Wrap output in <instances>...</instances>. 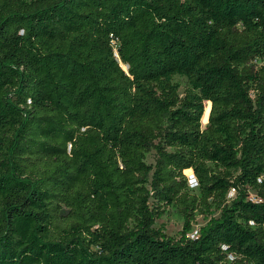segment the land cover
I'll use <instances>...</instances> for the list:
<instances>
[{
  "label": "trees",
  "instance_id": "trees-1",
  "mask_svg": "<svg viewBox=\"0 0 264 264\" xmlns=\"http://www.w3.org/2000/svg\"><path fill=\"white\" fill-rule=\"evenodd\" d=\"M0 264H264V0H0Z\"/></svg>",
  "mask_w": 264,
  "mask_h": 264
},
{
  "label": "rangeland",
  "instance_id": "rangeland-1",
  "mask_svg": "<svg viewBox=\"0 0 264 264\" xmlns=\"http://www.w3.org/2000/svg\"><path fill=\"white\" fill-rule=\"evenodd\" d=\"M177 82L181 84L182 89L186 87L187 82L185 79L178 78ZM204 125H208V123ZM148 163H154L153 156H150L148 158ZM190 186L194 190L198 189V183L194 176H190ZM231 197H233V194L231 195ZM251 199L257 202L259 201L255 195H253ZM220 215V211H213V213L208 217L198 216L197 219L191 223L192 231L188 234L189 237L199 236L202 230L211 223L212 219H218ZM156 227L160 231L165 233L167 236L179 238L181 236L182 231L184 230V221L175 209L169 208L168 214L165 215L161 220L157 221Z\"/></svg>",
  "mask_w": 264,
  "mask_h": 264
},
{
  "label": "built area",
  "instance_id": "built-area-1",
  "mask_svg": "<svg viewBox=\"0 0 264 264\" xmlns=\"http://www.w3.org/2000/svg\"><path fill=\"white\" fill-rule=\"evenodd\" d=\"M190 176H194L193 174L189 175V180H190ZM233 194V193H232ZM191 239H194L195 237H190Z\"/></svg>",
  "mask_w": 264,
  "mask_h": 264
}]
</instances>
